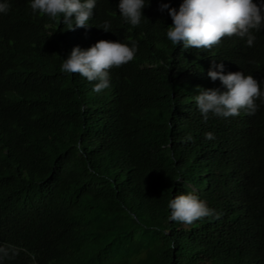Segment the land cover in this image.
Listing matches in <instances>:
<instances>
[{"label":"trees","instance_id":"16d2710c","mask_svg":"<svg viewBox=\"0 0 264 264\" xmlns=\"http://www.w3.org/2000/svg\"><path fill=\"white\" fill-rule=\"evenodd\" d=\"M118 2L97 0L75 30L28 0L0 14V245L19 250L4 264H264V97L255 114L207 121L193 99L224 90L213 62L264 88V29L251 47L225 36L185 50L159 10L182 0H150L134 28ZM100 40L138 51L96 93L61 64ZM192 191L219 217L169 221L168 202Z\"/></svg>","mask_w":264,"mask_h":264},{"label":"clouds","instance_id":"9594fccd","mask_svg":"<svg viewBox=\"0 0 264 264\" xmlns=\"http://www.w3.org/2000/svg\"><path fill=\"white\" fill-rule=\"evenodd\" d=\"M35 14L47 15L52 20L59 19L68 30L89 28L97 0H28ZM150 0H119L117 7L123 20L133 28L139 26L145 16L143 9ZM10 0H0V14L10 10ZM161 12L167 10L173 23L167 27L166 36L172 44H182L183 49H211L221 43L223 37L238 36L254 46L257 33L264 29V0H182L178 9L169 3L159 5ZM111 31V21L106 20L101 28ZM52 34V33H51ZM138 44L120 41L100 40L87 49L74 47L62 59L61 70L65 73H79L93 84V91L101 93L111 86L113 67H119L133 60ZM224 64L213 62L207 76L212 81L219 80L224 88H197L193 96L204 121L210 116L229 118L240 115L245 110L249 115L258 109L257 100L264 97V88L251 74L243 71L225 74ZM206 140H214L215 133L208 131ZM186 141L193 140L189 134ZM76 148L83 154V148ZM169 221L191 225L203 217L218 218L220 213L210 208L196 192H187L173 197L168 202ZM19 254L15 247L0 245V264Z\"/></svg>","mask_w":264,"mask_h":264}]
</instances>
